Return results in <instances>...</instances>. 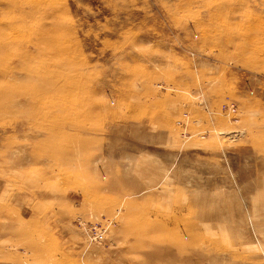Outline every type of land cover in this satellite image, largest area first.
<instances>
[{
	"label": "rangeland",
	"instance_id": "rangeland-1",
	"mask_svg": "<svg viewBox=\"0 0 264 264\" xmlns=\"http://www.w3.org/2000/svg\"><path fill=\"white\" fill-rule=\"evenodd\" d=\"M0 264H264V0H0Z\"/></svg>",
	"mask_w": 264,
	"mask_h": 264
}]
</instances>
